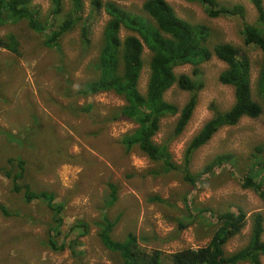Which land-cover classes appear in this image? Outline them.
<instances>
[{
    "label": "rangeland",
    "instance_id": "obj_1",
    "mask_svg": "<svg viewBox=\"0 0 264 264\" xmlns=\"http://www.w3.org/2000/svg\"><path fill=\"white\" fill-rule=\"evenodd\" d=\"M100 1H114L149 18L142 9L143 0ZM167 1L179 17L208 26V49L216 43H229L238 49L239 56L249 60L252 96L261 113L221 127L193 152L190 170L200 171L215 155L225 152L232 153L235 162L192 185L183 180L178 170L150 174L157 163L137 148L124 150L119 140L136 125L120 115L121 98L110 91L89 96L80 93L84 83L95 77L89 65L97 57L108 19L104 8H95L92 0H82L74 28L60 40V50L45 47V35L31 29L25 20L6 19L0 23V37L13 34L20 52L0 48V166L8 169V159L12 158L17 171V161L23 159V183L34 192L48 193L52 203L62 206V223L57 226L45 200L26 203L21 194L12 191L10 179L0 172V204L11 213L4 216L0 212V264H123L119 254L99 239L104 214L107 220L114 221L110 232L113 239L123 240L127 232H133L140 248L164 253L206 244L213 230L212 216L241 208L246 213V224L224 245L227 253L232 252L248 240L250 215L261 212L264 217V202L253 190L240 186L243 169L254 161H264V97L257 88L263 55L258 47L246 45L243 40V24L256 22L254 5L251 0H218L227 6L241 4L244 18L210 17L196 1ZM62 2L63 13L54 19L49 15L51 0H32L37 20L47 25L61 21L71 0ZM83 26L91 41L88 51L81 43ZM130 33L133 32L122 28L120 36ZM150 55L144 45V65L138 80L142 94L146 92ZM226 67L211 56L197 64L174 68L177 74L186 73L203 83L183 131L177 136L172 134L176 113L161 119L153 138L156 143L167 144L175 164L182 163L188 143L214 110L225 111L232 105L233 88L218 79ZM189 96L188 91L176 85L164 94L165 100L179 110ZM259 179L264 186V176ZM109 182L117 186L118 199L107 207ZM200 209L209 211L199 212ZM56 227L58 234L52 246L48 233ZM260 264H264V256Z\"/></svg>",
    "mask_w": 264,
    "mask_h": 264
},
{
    "label": "trees",
    "instance_id": "obj_2",
    "mask_svg": "<svg viewBox=\"0 0 264 264\" xmlns=\"http://www.w3.org/2000/svg\"><path fill=\"white\" fill-rule=\"evenodd\" d=\"M202 4L210 17L239 16L244 18L245 9L241 4L222 5L218 0H187ZM257 13L256 22L243 24V40L246 45L252 44L260 49L263 58L257 79L258 91L264 97V6L262 0H251ZM95 8H104L108 19L103 27L102 38L97 57L91 60L95 77L84 83L80 93L84 96L103 91H110L123 101L120 115L135 123L131 133H126L119 140V144L126 152L137 148L151 162L158 167L149 173L157 176L169 171L178 170L182 178L189 184L195 185L203 176L214 173L218 168L232 165L235 156L230 152L215 155L204 167L193 173L190 170L191 155L206 144L212 136L223 126H233L243 117L256 118L261 113L260 105L253 99L251 90V67L249 60L238 55V49L229 43H216L211 49L206 47L209 36L208 26L192 24L179 17L167 0H143L142 9L149 16L145 18L119 6L114 1L101 2L92 0ZM83 6L82 0H71V6L63 19L53 24H43L37 20L38 11L32 5V0H0V23L25 20L29 27L37 33L44 34L43 45L60 50L61 38L74 28V22ZM8 13V15H7ZM63 13L62 0H51L49 15L54 19ZM122 28L132 31L121 38ZM81 43L88 51L91 41L86 37V29L81 28ZM144 45L151 51L148 61L149 77L146 92L142 94L138 89V80L144 65ZM0 48L14 54H19V42L13 34L0 37ZM216 56L227 67L218 76L222 84L233 88L234 100L225 111L214 110L212 116L201 126L199 131L188 143L182 163L177 165L171 158L166 143H156L154 136L160 127V121L168 115L178 113L172 134L179 135L188 123L196 106L197 92L203 87L199 78H191L186 73L177 74L176 66L197 64ZM173 85L190 93L189 98L179 110L177 106L164 98L165 92ZM214 109V108H213ZM7 169L0 166V172L12 182V191L22 195L26 203L34 199H42L52 210L54 221L59 226L62 206L52 203V196L46 192H34L29 185L23 183L24 160L17 161V171L14 159ZM207 175V176H208ZM264 176V161H254L240 176V186L253 190L264 202V186L259 177ZM22 179L21 182L19 180ZM109 200L106 206L115 204L118 199L117 186L108 184ZM186 204V203H185ZM208 209H200L206 212ZM0 212L4 216H11L7 208L0 204ZM107 215V214H106ZM102 217L99 232L101 243L119 254L123 264H260L264 256V217L261 212L250 215L251 224L248 240L245 245L226 252L224 245L237 235L246 224V213L238 208L236 211L225 210L212 216V233L208 242L198 247H186L170 253L159 249L145 250L140 248L137 236L127 232L123 240H115L110 232L114 221ZM102 227V228H103ZM86 228V226H85ZM52 232V235H51ZM48 243L54 245V237L58 234V227L49 231ZM59 247L58 249H60Z\"/></svg>",
    "mask_w": 264,
    "mask_h": 264
}]
</instances>
